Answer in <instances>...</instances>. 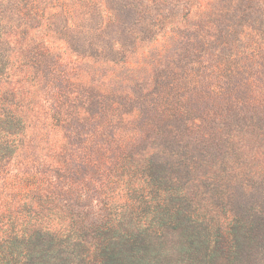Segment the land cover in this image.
I'll return each mask as SVG.
<instances>
[{
    "label": "trees",
    "instance_id": "16d2710c",
    "mask_svg": "<svg viewBox=\"0 0 264 264\" xmlns=\"http://www.w3.org/2000/svg\"><path fill=\"white\" fill-rule=\"evenodd\" d=\"M0 264H264V0H0Z\"/></svg>",
    "mask_w": 264,
    "mask_h": 264
}]
</instances>
